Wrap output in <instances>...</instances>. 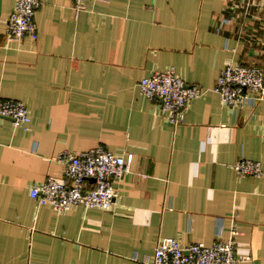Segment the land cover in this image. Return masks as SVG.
<instances>
[{"label": "crops", "instance_id": "0c3cea01", "mask_svg": "<svg viewBox=\"0 0 264 264\" xmlns=\"http://www.w3.org/2000/svg\"><path fill=\"white\" fill-rule=\"evenodd\" d=\"M15 0H0L5 18ZM37 40L0 25V99L30 123L0 120V264H143L159 239L213 243L232 230L240 264H264L263 104L232 110L213 92L229 65L264 71V0H40ZM173 68L204 93L181 123L138 90ZM131 153L110 211L38 207L31 187L62 179L63 153Z\"/></svg>", "mask_w": 264, "mask_h": 264}, {"label": "built area", "instance_id": "2783aa9c", "mask_svg": "<svg viewBox=\"0 0 264 264\" xmlns=\"http://www.w3.org/2000/svg\"><path fill=\"white\" fill-rule=\"evenodd\" d=\"M77 11L86 10L88 0H73ZM40 0H15L12 10L0 16L5 24L8 42L29 38L37 40L34 14ZM139 93L148 101H160L166 120L178 126L188 103L200 98L204 91L195 85H186L173 68L155 72L138 83ZM213 92L225 107L234 111L263 104L264 71L256 66L229 65L219 74ZM9 120L16 128L26 129L30 123L29 111L24 103L0 99V120ZM55 161L64 165L62 179L47 178L31 187L29 196L38 207L47 206L57 213L73 207L110 211L117 199L115 184L130 174L133 155H117L102 147L82 153L63 152ZM232 170L237 177L260 178L264 175L259 162L240 159ZM217 241L210 246L203 243L181 245L175 239H159L153 254L143 264H240L248 257L236 256L234 236Z\"/></svg>", "mask_w": 264, "mask_h": 264}]
</instances>
